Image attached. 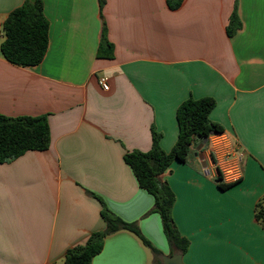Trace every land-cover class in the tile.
<instances>
[{
	"label": "crops",
	"instance_id": "1",
	"mask_svg": "<svg viewBox=\"0 0 264 264\" xmlns=\"http://www.w3.org/2000/svg\"><path fill=\"white\" fill-rule=\"evenodd\" d=\"M25 2L0 0L2 21ZM43 2L50 22L44 60L21 67L0 49V114L47 115L51 133L48 150L0 163V264H64L70 249L105 230L99 198L162 258L120 231L93 264H163L171 247L152 212L155 198L125 155L150 151L153 129L170 152L177 109L189 98L215 100L210 119L228 141L218 155L209 138L200 151L203 141L195 142L193 157L163 176L176 195L177 227L190 241L183 260L264 264V228L255 216L264 199V0H183L176 9L167 0ZM235 10L242 27L229 36ZM104 25L114 46L108 59L97 55ZM239 156L241 179L221 190L218 170Z\"/></svg>",
	"mask_w": 264,
	"mask_h": 264
},
{
	"label": "trees",
	"instance_id": "2",
	"mask_svg": "<svg viewBox=\"0 0 264 264\" xmlns=\"http://www.w3.org/2000/svg\"><path fill=\"white\" fill-rule=\"evenodd\" d=\"M171 9L179 8L183 0H167ZM103 0H100L102 4ZM6 33L1 44V53L10 63L21 67L40 64L49 48L50 22L45 15L43 0H26L12 11L3 23ZM242 27L235 10L228 27L229 36ZM114 46L107 38L106 26H103L101 42L98 48L99 58H112ZM212 98H189L177 109L178 139L170 152H165L161 145V135L153 129V145L150 151L134 150L125 155V162L131 167L141 188L155 198L152 212L161 216L163 230L171 247V255L185 254L190 241L179 231L173 209L176 195L169 183L163 180L164 174L175 161L185 163L191 146L197 141H204L212 134L224 133V128L211 121L210 114L215 107ZM51 143L50 126L47 115L9 117L0 114V163L14 160L28 151L48 150ZM218 187L226 190L235 183H226L222 174L216 178ZM102 203L101 215L106 222L103 231L90 236L84 245L70 249L64 258V264H93V259L104 248L105 239L117 232L128 231L135 234L143 244L151 249L155 258L162 254L143 236L140 229L113 213ZM255 216L264 228V199L255 207Z\"/></svg>",
	"mask_w": 264,
	"mask_h": 264
},
{
	"label": "built area",
	"instance_id": "3",
	"mask_svg": "<svg viewBox=\"0 0 264 264\" xmlns=\"http://www.w3.org/2000/svg\"><path fill=\"white\" fill-rule=\"evenodd\" d=\"M4 21L0 18V38H5L6 33L3 26ZM99 84L102 86L104 90L109 89V85L107 83L106 78L102 77L99 79ZM227 137L222 134H212L209 137L210 146L213 149V152L218 155L217 147L220 145H225V142H227ZM241 163H242V156L237 157L234 160H231L227 162V165L222 167V171L220 170L223 180L229 181V182H236L239 179H241L242 176V169H241ZM219 172V170H218Z\"/></svg>",
	"mask_w": 264,
	"mask_h": 264
},
{
	"label": "water",
	"instance_id": "4",
	"mask_svg": "<svg viewBox=\"0 0 264 264\" xmlns=\"http://www.w3.org/2000/svg\"><path fill=\"white\" fill-rule=\"evenodd\" d=\"M208 143V139H205L202 144L199 146L198 150L200 151L204 146ZM201 160H204L202 156H200ZM204 164V163H203ZM206 166L205 164L203 165ZM163 264H185L183 260V254H174V255H164L163 256Z\"/></svg>",
	"mask_w": 264,
	"mask_h": 264
},
{
	"label": "rangeland",
	"instance_id": "5",
	"mask_svg": "<svg viewBox=\"0 0 264 264\" xmlns=\"http://www.w3.org/2000/svg\"><path fill=\"white\" fill-rule=\"evenodd\" d=\"M3 39L4 38H0V41L3 40ZM193 145L190 148V151H189V154H188V157H187L188 159H191L193 157V154H194V150H193L194 146Z\"/></svg>",
	"mask_w": 264,
	"mask_h": 264
}]
</instances>
